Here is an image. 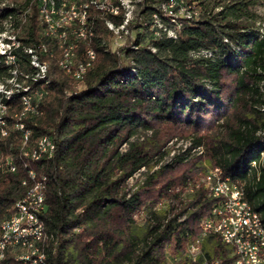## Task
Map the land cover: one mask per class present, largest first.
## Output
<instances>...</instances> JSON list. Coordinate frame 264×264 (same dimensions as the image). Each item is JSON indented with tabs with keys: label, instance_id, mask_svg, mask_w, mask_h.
<instances>
[{
	"label": "trees",
	"instance_id": "trees-1",
	"mask_svg": "<svg viewBox=\"0 0 264 264\" xmlns=\"http://www.w3.org/2000/svg\"><path fill=\"white\" fill-rule=\"evenodd\" d=\"M142 1L135 38L117 51L107 44L106 16L88 7L90 35L76 53L81 60L92 49L95 58L78 89L59 66L62 50L37 0H0V34L19 43L10 45L13 62L0 55V81L15 68L19 81L28 75L31 90L43 91L37 112L23 115L21 92L0 94V165L15 166L0 168V222L28 190L29 171L44 177L45 264H233L232 247L216 234L201 237L195 260L187 255L215 202L192 182L211 167L242 185L264 223V32L250 9L257 1L178 0L190 17L177 18V39L153 35L152 16L167 0ZM170 18L162 22L175 25ZM24 48L47 64L45 77L31 79L36 68ZM42 136L55 149L34 160ZM175 137L190 145L163 163ZM137 172L143 179L130 184ZM4 263L25 264L9 254Z\"/></svg>",
	"mask_w": 264,
	"mask_h": 264
},
{
	"label": "built area",
	"instance_id": "built-area-1",
	"mask_svg": "<svg viewBox=\"0 0 264 264\" xmlns=\"http://www.w3.org/2000/svg\"><path fill=\"white\" fill-rule=\"evenodd\" d=\"M168 1L169 9H167V11H160V2L156 7V11H154L155 24L152 30L155 39H160L162 37L177 39L179 24L166 25V23L162 22V15H179L181 5L178 0ZM50 2L51 9H53V22L57 27L59 22L68 20H77L78 22L80 20L81 16H78V10H75L74 3H68V0H50ZM105 6L111 7V13L113 15L114 11H121L123 8H131L132 2L129 0V4H122L121 0H111V2H108ZM38 9H41V5H38ZM67 10H74V17H67ZM133 23L135 22H131V28L128 32L113 31L114 51L119 50L124 47V44L131 41V32L135 30L132 26ZM74 31L79 30H59V35H54V41L58 42V37H68V41H75V48H73V51H77L80 41L84 40V38L83 34H81V38H74ZM126 38L130 39L125 41ZM89 54L87 48L81 60H85ZM81 60H71L69 53L67 59L64 60L63 63L67 65L71 71H78L80 69ZM37 63L41 65L38 54ZM42 73H47V71L43 69V66ZM34 91L36 92V99L40 100L43 96L42 89H34ZM28 109L34 110V107H29ZM5 112L6 106L2 105L1 117L4 116ZM43 148L55 149L53 139L46 141V146H41L36 156L41 155ZM4 167L12 171L10 163L0 165V168ZM219 179H223V172H215V167H211L207 168L201 177V184L199 182L195 184V186H202L206 195L213 198L215 202L209 214L201 220L200 236L189 245L187 249L188 257L195 260L200 251L199 245L201 237L208 234H216L220 237L222 242L232 247V255L234 257L233 264H264V237L259 234V226L255 223L254 217H252V210H249L248 207L245 206V201L238 195V186L235 181H227L231 187V199H224L219 188ZM44 200L45 195L42 193H32L28 199L19 201L29 203L30 212L29 214H25V221L22 228H14V217H12L13 231L11 235L7 236V244H0L2 248H8L10 256L24 257V245H26L27 242H31V239H36L37 230H39V218L45 211ZM15 230L30 231V238H14Z\"/></svg>",
	"mask_w": 264,
	"mask_h": 264
},
{
	"label": "bare ground",
	"instance_id": "bare-ground-1",
	"mask_svg": "<svg viewBox=\"0 0 264 264\" xmlns=\"http://www.w3.org/2000/svg\"><path fill=\"white\" fill-rule=\"evenodd\" d=\"M37 2H38V5H41V9H38V10H39V14L41 15L43 21L46 24L47 35H49L51 38L52 37L54 38V35H59V30L72 31V30L78 29L79 31H74V38H81V34H83L84 39H86L90 35V32L87 27V9L90 5H93L94 7H96V9H98L99 12H101L104 16H106L105 24L113 34V31L128 32V30L131 28L130 27L131 22L134 21V18L132 17V9L134 5L137 4L135 0H131L132 2L131 8H123L121 9V11H114L112 15L111 7L105 6L108 2H111V0H83V1L81 0L79 2H77L76 0H68V3H74L75 10H78V16H81L80 20L78 22L77 20H68L65 22H59L58 27H57V25L53 22V18H52L53 9H51L50 0H37ZM121 3L129 4V0H121ZM167 9H169V1L167 0L165 2H161L160 10L167 11ZM109 15L111 16L121 15L122 16L121 23L116 25L111 20V18L107 17ZM172 15L173 16H171L170 18L171 21L174 22V24H179V27H180L181 24L178 20H176L177 19L176 14H172ZM182 15L190 17L188 11H185V13H183ZM67 17H74V10H67ZM152 18L155 24L154 14ZM2 35L3 33L0 34V36ZM14 37L15 36L9 37L11 39V43L10 42H8L10 44L5 43L7 47L6 49H3L4 46L2 44L1 48L3 50L0 51V55L5 54L6 60L9 59L10 62H13L15 58L14 55L10 54V51H9L11 48L10 45L17 46L19 44V43L17 44ZM58 44H59V48H61L62 50V55L59 60V66L64 71H66L68 74H70L78 82V85L83 86L84 74L86 73L87 69L91 66V63L93 62L95 58L94 51L92 49H88V52L90 54L87 56L86 61L80 62V69L78 71H71L69 67L65 65L63 62L64 60L67 59V56L69 55V53H70L71 60H79L76 51H73V48H75V41H68V37H58ZM109 48L110 50L114 51V49H111V46H109ZM24 49L27 53L30 54L31 56L30 62L36 68V72L31 75V79L36 80L38 78L45 77L46 73H42V66H43V69L47 71V64L44 62H41V65L37 63V54L34 52L33 49L31 48H24ZM11 74L12 76H10L9 82L7 81V82L0 83V94L4 95V97H6L7 99H10V97L12 96L14 92H21L20 100H21V104L23 105V111L20 115H23L24 113H28V112H33V113L37 112V108H36L37 103L35 104V101L37 102L36 92L32 91L30 88L31 86L28 87V84H26V79H28L27 78L28 75H25L26 79L19 81L17 79L18 76H17V71L15 68L11 70ZM2 105L6 106V111H7V105L4 102L0 101V133L2 135L3 134L5 135V131L3 127L5 122H4L3 117H1ZM29 107H34V110L28 109ZM20 115L18 116L19 118H21ZM16 127L22 130L24 137H27L29 135V131L24 128L23 123L19 122L18 124H16ZM49 140L50 138L48 136H42L39 139L36 145L37 150L31 154L32 159L37 160L40 157H42L43 154H50L51 156V153L54 149H50V148H43L41 151V155L36 156V153L40 151L41 146H46V141H49ZM25 142L26 141L24 140L23 144ZM6 163L7 164L10 163V166H12V171H13L15 166L14 164H12V161L7 159ZM28 175L30 179V186L28 190L21 198H19L14 203L10 214L0 222V231H1L0 244H7V236L11 235L13 231V218L12 217H14V228H22L23 223L25 221V214H29L30 212L29 203L19 202V201L28 199L32 195V193H42L43 195H45L44 194L45 193L44 192V177L38 178L33 171H29ZM227 181H232V180L229 177H223V179H219V188H220V191L222 192L224 199H231V187L229 186V183ZM237 186H238V195H240L241 198H243V200L245 201V206H247L249 210H252V217H254L255 223L258 224L259 226V234L264 237V223L262 221L260 213L256 211L253 208V206L250 204V202L246 200L242 185L237 182ZM18 203H19V207H18ZM42 217L43 216H40L39 218V230H37L36 239H31V242H27L26 245H24V257L14 256V260L23 262L25 264H45L44 247L46 245L48 235H46L45 233ZM14 238L16 239L30 238V231L15 230ZM8 254H9L8 248H2L0 246V263H4V260L7 258Z\"/></svg>",
	"mask_w": 264,
	"mask_h": 264
},
{
	"label": "rangeland",
	"instance_id": "rangeland-1",
	"mask_svg": "<svg viewBox=\"0 0 264 264\" xmlns=\"http://www.w3.org/2000/svg\"><path fill=\"white\" fill-rule=\"evenodd\" d=\"M257 1V3L251 7L250 9L254 12V14H256L257 18H256V24L260 27V29L264 32V0H255ZM135 2H137L136 5H134L133 9H132V17L134 18V21L133 22H139L140 20H143L141 18V15L143 14V10L146 9V4L143 3L144 1L142 0H135ZM139 2H141L139 4ZM151 2V0H147V5H151V6H154V5H157L156 3H149ZM182 6V5H181ZM186 9H184V7H181V9H179V15L176 14L177 18L180 17L183 13H185ZM171 16H173L172 14H166L165 17L166 19H169ZM175 16V15H174ZM141 18V19H140ZM146 18H149L150 20V16L146 17ZM177 20V19H176ZM135 30H133V32H131V41L129 43H126L124 44V47L126 46H131V42H133L134 38H135ZM9 33L5 32L3 33L2 36H0V51L3 50V49H6V45H5V42L2 41V38L4 37H8ZM134 34V35H133ZM11 35V34H10ZM134 37V38H133ZM130 38H126L125 41L129 40ZM4 42V43H3ZM3 44V49L1 48V45ZM107 44L109 46H111V49H114V43H113V34L110 35V38L108 39L107 41ZM7 63H10L9 59L6 60ZM10 78V77H9ZM9 78L7 77L6 80L4 82H9ZM2 81H0L1 83ZM84 86L82 85H78L76 84L75 85V88H78V89H81L83 88ZM190 145V139L188 138H178V137H175V138H172L168 143H167V147H169L171 149V153L166 156L164 159H163V163L165 162H169L170 159L172 158L173 155L175 154H178L182 151H184L188 146ZM194 152H198V150H193L192 153ZM215 171H220L219 168H215ZM204 174V173H203ZM203 174L199 173L197 175L194 176V181L192 182L193 184H197L198 182L201 184V177L203 176ZM143 179V176L141 174V172H137L130 180H129V183L130 184H133L135 182H140L141 180ZM191 187V186H190Z\"/></svg>",
	"mask_w": 264,
	"mask_h": 264
}]
</instances>
